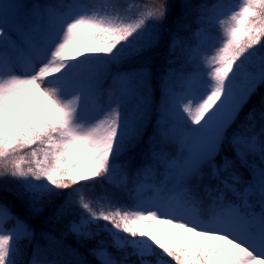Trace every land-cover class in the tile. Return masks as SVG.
Returning <instances> with one entry per match:
<instances>
[{"label": "snow or ice", "instance_id": "obj_1", "mask_svg": "<svg viewBox=\"0 0 264 264\" xmlns=\"http://www.w3.org/2000/svg\"><path fill=\"white\" fill-rule=\"evenodd\" d=\"M0 264H264V0H0Z\"/></svg>", "mask_w": 264, "mask_h": 264}, {"label": "trees", "instance_id": "obj_2", "mask_svg": "<svg viewBox=\"0 0 264 264\" xmlns=\"http://www.w3.org/2000/svg\"><path fill=\"white\" fill-rule=\"evenodd\" d=\"M108 190H109L110 192L115 191V190L112 189L111 187H109ZM99 191H100V189L97 188V189H96V192L98 193ZM13 212H14L16 215H19L21 220L26 221V222H27L32 228H34V229L36 230V237H37V240L39 241V243H40L41 245H44V244L47 243V242L44 241L43 239H40V235H39V234H40L41 231H51L52 229H51L50 226L43 224L41 221L30 219V218L27 216V214H26L25 210L23 209V207H14V208H13ZM100 223H103V222H100ZM35 242H36V241H33V243H35ZM67 242H68V243H72V244L75 246L74 238H73V237H71V236L68 237ZM25 243H26V242H25ZM81 251L84 252V249H81ZM84 254H85V257H86L87 259H91V257H88V256H87V253H86V252H84ZM25 259H27V257H25Z\"/></svg>", "mask_w": 264, "mask_h": 264}, {"label": "rangeland", "instance_id": "obj_3", "mask_svg": "<svg viewBox=\"0 0 264 264\" xmlns=\"http://www.w3.org/2000/svg\"><path fill=\"white\" fill-rule=\"evenodd\" d=\"M230 1H231L230 4H234L235 3V0H230ZM9 227H11V226H9Z\"/></svg>", "mask_w": 264, "mask_h": 264}]
</instances>
